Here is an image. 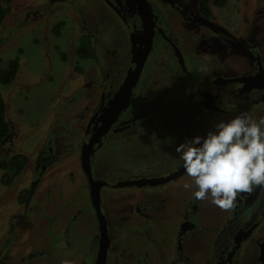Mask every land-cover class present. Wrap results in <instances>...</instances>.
I'll use <instances>...</instances> for the list:
<instances>
[{
	"label": "rangeland",
	"instance_id": "obj_1",
	"mask_svg": "<svg viewBox=\"0 0 264 264\" xmlns=\"http://www.w3.org/2000/svg\"><path fill=\"white\" fill-rule=\"evenodd\" d=\"M110 1H123L131 8L135 5L132 0ZM177 1L180 2L177 6L163 0H152L153 3H150L161 33L156 31L153 40L152 56L156 60L147 61L146 64L152 65L159 59L162 66L173 65L172 58L161 43L163 41L165 44L167 38H172L181 52L188 58L192 57L188 67L193 73L239 74L252 68L254 58L247 49V43L255 37H261L258 39L260 46L264 41V0H227L224 7H211L220 21H217L218 23L203 22V18L195 10L197 0ZM244 5H247V8ZM63 6L69 9L71 19L63 18ZM7 8V16L0 25V69L5 68L8 60L15 56H19L20 65L12 82L0 84L11 128L0 144V259L5 264H29L36 261L39 263L42 258L37 256L40 258L37 259L29 254L44 249L53 253L55 257L50 259H53L54 264H79L82 257L83 260L88 259L87 254L98 233L87 183L78 169L77 160L83 135L87 134L85 121L90 111L87 98H84L88 87H84L87 83L83 81L94 76L97 86L101 77L104 78L99 75L110 66L114 67L111 73L120 72L122 60L125 57L124 64H127L131 53V37L127 33L133 29L131 34L136 35L143 22L137 26L138 19L136 23V17L133 15L128 21L131 27L127 30L118 16L110 13L108 0L59 3L11 0ZM237 8L239 10H236ZM74 10H83L80 19L97 22L101 17L103 26L108 25L105 28L106 39L118 50V59L99 64L96 71L95 62L92 60H77L75 42L81 32L74 22V17L75 20L78 18L72 13ZM138 17L139 21H142V17ZM60 19H63L65 28L61 30V35L56 37L52 29ZM248 30L252 35L244 36ZM97 55L100 56L99 48ZM156 68L159 70L154 77L166 81L168 86L173 87L179 80L178 76L165 74L166 66ZM202 68H207L208 71L205 73L201 71ZM87 70H92V76ZM204 75L195 76V80L201 81L200 86H204L209 95L218 99L226 96L229 86L212 85L205 80L209 76ZM137 86L124 103L127 111L131 109L130 103L134 105L150 97V94L146 95L149 89ZM175 94L178 97L177 103L163 118L164 124L182 121L180 117L183 116V106L194 112L197 109L198 105H190L187 97H183L182 89ZM223 105L217 101L213 110ZM249 109L232 108L228 105L225 111H207V116L209 121L214 123L248 113ZM259 112V109H252L249 114L255 118L263 117ZM50 136L61 144L57 161L48 165L46 170L36 177L38 182L34 191L28 195L25 203L20 204L19 198L23 196L21 189L30 188L35 171L38 170L37 151L43 148L47 137ZM15 153L24 154L26 159L16 171V176L10 177L1 162H6ZM160 158H166V154L156 157L152 163H158ZM106 161L108 160L99 159L105 170L112 165ZM125 170L128 168L116 167V171H110L104 176L108 179H111V173L124 176L127 173ZM185 183H192L186 173L176 180L156 187L126 186L109 189L103 186L100 188L101 207L113 221L127 203L121 199L122 196L133 195L132 198L135 196L133 199L139 201L142 196L148 197V194L159 195L156 202L161 205V216L156 234L160 240L152 242L146 232L131 233L127 232V229L124 231L126 240L133 238L135 250L139 252L147 251L148 256L163 254L164 257L167 249L174 248L180 220L188 213L196 220L198 228L203 229L199 233L192 230L186 235L183 242L185 259L176 261V257H167L165 264H207L217 249L215 245L221 248L223 242L231 236L230 229L222 235L220 232L222 227L226 226L232 209L225 211L210 200H197L198 208L194 212L185 210L184 206L193 195L192 191L183 187ZM104 192L109 195L107 199L104 198ZM219 236L221 239L217 240ZM113 245L116 246V243L113 242ZM245 256L254 262L248 251Z\"/></svg>",
	"mask_w": 264,
	"mask_h": 264
},
{
	"label": "flooded vegetation",
	"instance_id": "obj_2",
	"mask_svg": "<svg viewBox=\"0 0 264 264\" xmlns=\"http://www.w3.org/2000/svg\"><path fill=\"white\" fill-rule=\"evenodd\" d=\"M64 1L74 2L75 0H43V2L47 3ZM132 1L137 8L135 5L132 8L128 7L123 1L117 3L108 0L110 13L115 14L116 17L118 16L123 27L127 30L131 27L128 21L133 15L136 17V23L138 19L139 23H137V26H140V23L143 22L141 29L139 28L140 31L136 35L135 33L131 34L133 29L127 33L131 37L129 39L131 48L129 62L124 64V57L120 72L111 73L113 66L107 68L104 73L99 75L104 76V78L101 77L97 86L96 77L92 76V70L89 72L87 70L92 77L83 81L87 83L84 84V87H88V92L84 98H87V105H90V111L85 121L87 134L83 135L77 160L78 169L87 183L89 197L96 216L98 233L87 254L88 259L83 260L84 257H82L79 264H100L99 253L102 248L106 250L104 264H165L167 257H176L178 259L176 261L183 260L186 256L183 245L186 235L192 230L199 233L203 229H199L196 220L184 211L185 216L180 220L174 248L170 247L169 250L167 249L164 257L163 254L161 256H148L147 251L139 252L135 250V244L132 242L133 238L126 240L124 231L127 229V232L131 233L146 232L148 239L152 242L160 240L157 238L159 235L156 234L159 228V217L161 216V205L156 202V199H159V195L148 194V197L142 196L141 200L135 201L136 199H133L135 196L132 198L133 195L127 194L121 197L127 203L120 209L117 218H114L113 221H111L109 216L107 217L100 201V209L104 214L107 227V234H101L100 220L92 202L88 178L81 166L82 150L87 143L93 142L88 150V164L95 181H107V183L99 186L100 200V188L103 186L109 189L126 186L156 187L184 176L186 171L181 166L178 154L174 151L175 145L183 142L185 137L190 138L196 134L203 135L208 129H211L213 122L209 121L207 111H225L229 105L232 108H250L249 112H252V109L256 111L259 109L261 111L259 114L264 117V41H262L260 46V41L258 40L261 37L252 38L251 42L247 43V49L254 58V64L248 72L239 74L211 73L209 75L193 73L188 67L192 57L189 56L188 58L186 54L179 50L172 38H167L168 40L165 41V44L163 41L161 43L167 49L168 56L172 58L173 65H165V74L179 77V80L171 87L161 78L154 77L159 70L156 67H165L162 66L161 60L154 61L152 65L146 64L147 61L156 60L152 56L153 40L156 31L161 33L152 10L153 6L151 4L153 2L152 0H149L150 2L148 0ZM163 1L171 3L172 6L180 4L177 0ZM197 1L195 10L203 18L204 23L220 22L211 8L215 6L210 5V14L208 15L200 11V0ZM247 5H244V7L247 8ZM68 10L64 6L61 10L65 19H71L72 17ZM236 10H239V8ZM81 11L83 10H74L72 12L78 17L76 20L74 17V22L81 32L76 37L75 53L82 36L88 37L92 52L90 57H82L76 53V58L78 61L84 60L83 62L87 61V59L92 60L93 63L95 62L96 67L94 70L96 71L99 64L114 62L118 59V50L106 39L105 28L108 25L103 26L100 15L99 21H89L85 18L80 19L83 13ZM138 15L142 17V21H139ZM59 22L64 24L63 19H60L55 24ZM63 28H65V24ZM150 29L152 31L149 34ZM249 32L250 30L244 36H251L252 33ZM54 35L57 37L61 33L59 35L54 33ZM98 48L100 56L97 55ZM211 66L213 69L215 68L214 65ZM203 75L209 76L205 80L211 82L212 85L229 86L226 96L218 99L209 95L203 88L204 86H200L201 81L195 80V76ZM170 85L173 84L170 83ZM135 86L149 89V93L146 95L150 94V97L134 105L130 103L129 108L131 109L127 111V106L124 107V103ZM124 88H128V90L124 101L119 106L117 97ZM179 89H182L183 97H187L190 105H198L197 109L194 112L189 107L183 106L181 109L183 116L180 117V119H183L182 121H172V124L169 125L167 123L164 124L162 123L163 118L177 103L176 99L178 97L174 93H177ZM92 90L93 92L90 94ZM152 92L157 94L151 95ZM217 101L222 105L223 102L225 104L221 108L213 110ZM59 145L61 144L50 136L47 137L43 148L37 151L38 170L35 171L30 188L21 189L23 198H19L20 204L25 203L28 195L34 191V187L38 182H36V177L42 174L48 165L57 161ZM165 154L166 158H160L158 163H152L153 159ZM101 158L108 160L106 162L112 165L108 168L106 167L105 170L104 164L99 163ZM120 166L128 168V170H125L127 173L124 176H115L114 173L109 175L112 176L110 177L111 179L104 176L110 171H116V167ZM17 173L15 171L14 175L10 173L9 176L15 177ZM154 178H157V183L146 182V180ZM136 179L142 182L130 183V180ZM123 181L125 183L111 185L112 183L116 184ZM106 193L104 192L105 199L109 197ZM196 201L197 199L192 195L191 200L184 206L185 210L194 212L198 208ZM180 209L182 210V207ZM230 212L227 224L222 227L220 235L230 229L231 236L223 242L221 248L215 245L217 249L207 264H245V261H247V264H255V261L257 262L256 264H264V186L255 187L251 193H241L237 198L235 207ZM101 238H105L103 242H101ZM220 239V236L217 237V240ZM113 242L116 243V246L113 245ZM246 251H248L250 258L254 262L245 256ZM29 255L35 256V258L37 256L42 258L39 263L36 261L29 264H54L53 259H50L52 256L55 257L53 253H48L44 249L32 251ZM0 264L5 263L0 259Z\"/></svg>",
	"mask_w": 264,
	"mask_h": 264
},
{
	"label": "clouds",
	"instance_id": "obj_3",
	"mask_svg": "<svg viewBox=\"0 0 264 264\" xmlns=\"http://www.w3.org/2000/svg\"><path fill=\"white\" fill-rule=\"evenodd\" d=\"M174 151L192 179L183 187L222 210L233 209L241 193L264 186V117L245 112L217 120L203 135L185 137Z\"/></svg>",
	"mask_w": 264,
	"mask_h": 264
},
{
	"label": "trees",
	"instance_id": "obj_4",
	"mask_svg": "<svg viewBox=\"0 0 264 264\" xmlns=\"http://www.w3.org/2000/svg\"><path fill=\"white\" fill-rule=\"evenodd\" d=\"M11 0H0V25L3 23L7 16L8 8L7 4ZM227 3V0H200L199 9L203 13L210 14V5L215 7H223ZM64 24L59 22L54 25L53 32L57 35L60 34ZM79 45L76 49V53L82 57H90L92 50L90 49V42L88 37L82 36L79 41ZM20 59L19 56H15L8 60V64L5 68L0 69V84H8L15 78L19 69ZM10 132V125L7 119L6 103L5 99L0 92V144L4 138L7 137ZM26 156L22 153H15L9 160L2 161L1 165L7 170V172L14 173L18 171L25 162Z\"/></svg>",
	"mask_w": 264,
	"mask_h": 264
},
{
	"label": "water",
	"instance_id": "obj_5",
	"mask_svg": "<svg viewBox=\"0 0 264 264\" xmlns=\"http://www.w3.org/2000/svg\"><path fill=\"white\" fill-rule=\"evenodd\" d=\"M151 31L152 30L150 29L149 34L151 33ZM127 90H128V88H124L121 91V93L119 94V96L117 97L119 106L124 101V99L126 97ZM118 105H117V107H119ZM92 143H93L92 141L87 143L84 146L83 150H82L81 166H82V168H83V170H84V172H85V174L87 175V178H88V184H89V187H90V195H91L93 205H94V207L96 209L97 215H98L99 220H100L101 234H107L106 221H105V218H104V214L101 212V209H100V200H99V193H98L99 186L101 184L107 183V181L96 182L94 177H93V175H92V172L90 171L89 164H88V153H89L88 150H89V146H91ZM148 181L150 183H157V178L146 180V182H148ZM139 182H142V181L139 180V179L130 180V183H139ZM122 183H125V181L118 182L116 184L112 183L111 185H119V184H122ZM104 239L105 238H101V240H102L101 242H103ZM105 251H106L105 248L100 249V253H99V262H100V264H104L103 261H104Z\"/></svg>",
	"mask_w": 264,
	"mask_h": 264
}]
</instances>
